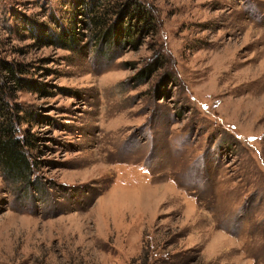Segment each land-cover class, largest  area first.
Returning <instances> with one entry per match:
<instances>
[{
  "label": "rangeland",
  "instance_id": "obj_1",
  "mask_svg": "<svg viewBox=\"0 0 264 264\" xmlns=\"http://www.w3.org/2000/svg\"><path fill=\"white\" fill-rule=\"evenodd\" d=\"M139 1L128 39L125 0H0L32 163L0 169V264H264V0Z\"/></svg>",
  "mask_w": 264,
  "mask_h": 264
},
{
  "label": "trees",
  "instance_id": "obj_2",
  "mask_svg": "<svg viewBox=\"0 0 264 264\" xmlns=\"http://www.w3.org/2000/svg\"><path fill=\"white\" fill-rule=\"evenodd\" d=\"M123 4V7L119 10L122 14L118 16V21L116 20L107 27L103 31L102 37L121 38L126 35L129 39L137 33L136 31H146L145 28L152 19L151 11L139 0H125ZM124 19H126V22ZM56 39L61 40V37ZM155 68L154 64L146 65L140 70V75H144L146 78L155 71ZM6 69L10 73V79L14 78L15 80V91L24 87L36 89V85H30L29 79L16 74L23 71L20 66L18 68L19 72H14V68L10 65ZM5 86L0 75V169L2 175L8 179H20L23 182H29L32 165L27 151L29 140L26 136H20L19 134V127L23 120L21 114L23 108L18 102L9 103L6 100L8 94Z\"/></svg>",
  "mask_w": 264,
  "mask_h": 264
}]
</instances>
